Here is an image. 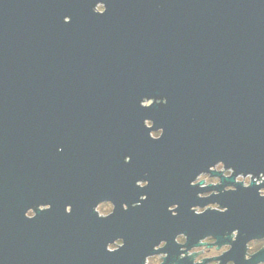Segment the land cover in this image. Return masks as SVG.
<instances>
[{
  "label": "water",
  "instance_id": "1",
  "mask_svg": "<svg viewBox=\"0 0 264 264\" xmlns=\"http://www.w3.org/2000/svg\"><path fill=\"white\" fill-rule=\"evenodd\" d=\"M261 172L264 0H0V264H258Z\"/></svg>",
  "mask_w": 264,
  "mask_h": 264
},
{
  "label": "clouds",
  "instance_id": "2",
  "mask_svg": "<svg viewBox=\"0 0 264 264\" xmlns=\"http://www.w3.org/2000/svg\"><path fill=\"white\" fill-rule=\"evenodd\" d=\"M105 10L104 5L103 4H97L95 6L94 11L97 13H103ZM157 135H161V132L159 131L158 133H156ZM216 168L219 170L221 168V165L217 164ZM230 170L228 171H224L223 174L224 176H228L230 174ZM200 180H203L206 184L210 183V184H217L218 181L216 179H209L207 176L205 175H200L197 177L196 180L192 181L193 184L199 182ZM236 180L241 182L242 185L247 188L250 186V182L252 180H255V184L256 185H260L262 182H264V172H261L259 175V178H255L253 176H251V174L247 175V176H243V175H238L236 177ZM206 194V193H205ZM204 194V195H205ZM257 195L259 198H264V188H257ZM211 207L215 208L216 204L211 205ZM111 208V206L109 205V209ZM193 210L195 213L197 214H202L205 212V209L201 208V207H194ZM226 208L224 209H219V211H225ZM105 213H102V215ZM26 216L28 218H32L33 217V212L32 211H27ZM231 238L232 240H235L237 235H238V229H234L231 233ZM186 241V237L184 234H178L177 236H175L174 238V242L179 244V245H184ZM201 243H213L214 244V240L211 237H208L207 240L205 241H201ZM120 245V242L117 241L115 245L113 244H108L106 246V250L107 251H111L114 247H117ZM165 246V242H161L159 245H154L153 250L154 252L158 253L155 255H151L146 257L145 259V264H162V261L164 258H166L167 254L166 253H159V248L164 247ZM231 248L230 244H224L222 246H220L219 248L213 247L210 250H205L203 248H197L194 247L192 248L188 253H186L187 255H191L194 252H199L202 253V255L197 256L195 258L194 264H200V261L204 258H213V257H218L226 252H228ZM245 251L243 254V260L248 261L250 260L254 255H256L257 253L261 252L262 250H264V236H261L259 238H252L249 239L245 245H244ZM181 253L182 255L178 258H183V254H184V250L183 248H181ZM210 264H220L219 260L216 259H211L210 260ZM226 264H234L233 260H228L226 262ZM258 264H264V260H260L258 261Z\"/></svg>",
  "mask_w": 264,
  "mask_h": 264
},
{
  "label": "rangeland",
  "instance_id": "3",
  "mask_svg": "<svg viewBox=\"0 0 264 264\" xmlns=\"http://www.w3.org/2000/svg\"><path fill=\"white\" fill-rule=\"evenodd\" d=\"M153 135V137H157L158 135L156 134V133H153L152 134ZM218 170V169H217ZM222 171L223 170V168L221 167L220 169H219V171ZM208 177V176H207ZM209 179H215V178H210V177H208ZM217 180V179H216ZM205 185H208V184H210V183H208V184H206V183H204ZM109 203H102V204H100L98 207H97V212H98V214L100 215V216H107L110 212H111V209H112V206H111V208L109 209ZM209 207H211V206H209ZM211 208H213V207H211ZM102 213H105V214H103L102 215ZM113 245H115V244H113ZM117 247H114L112 250H114V249H116ZM203 249H207V248H205V247H202ZM208 250V249H207Z\"/></svg>",
  "mask_w": 264,
  "mask_h": 264
},
{
  "label": "flooded vegetation",
  "instance_id": "4",
  "mask_svg": "<svg viewBox=\"0 0 264 264\" xmlns=\"http://www.w3.org/2000/svg\"><path fill=\"white\" fill-rule=\"evenodd\" d=\"M221 167H222V166H221ZM216 170H217V168H216ZM220 171H221V170H220ZM217 181L219 182L218 179H217ZM236 181H237V180H236ZM238 182H239V181H238ZM204 183H205V182H204ZM215 208H216V207H215ZM206 244H212V243H206ZM205 248H207V247H205ZM211 248H213V247H211ZM211 248H207V249L210 250ZM207 249H206V250H207ZM192 254H195L196 257L202 255V253H199V252H194V253H192ZM196 257H195V258H196Z\"/></svg>",
  "mask_w": 264,
  "mask_h": 264
},
{
  "label": "snow or ice",
  "instance_id": "5",
  "mask_svg": "<svg viewBox=\"0 0 264 264\" xmlns=\"http://www.w3.org/2000/svg\"><path fill=\"white\" fill-rule=\"evenodd\" d=\"M146 200V199H145ZM126 211V210H125ZM170 211V210H169ZM227 211V209L225 210V212ZM112 251V250H111ZM112 252H115V251H112Z\"/></svg>",
  "mask_w": 264,
  "mask_h": 264
}]
</instances>
